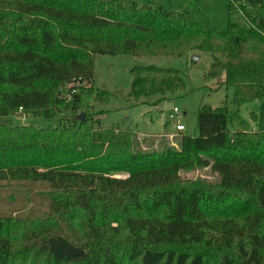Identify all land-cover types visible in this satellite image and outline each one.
I'll use <instances>...</instances> for the list:
<instances>
[{"label":"trees","instance_id":"trees-1","mask_svg":"<svg viewBox=\"0 0 264 264\" xmlns=\"http://www.w3.org/2000/svg\"><path fill=\"white\" fill-rule=\"evenodd\" d=\"M228 12L225 29H206L137 0H0V116L59 117L0 122V181L48 186L42 215H0V264H264V110L251 113L255 131L240 116L264 100V0ZM192 51L212 54L206 76L235 87L236 110L203 105L197 135L153 151L93 119L110 95L94 85L96 55ZM132 74L136 99L187 87L173 68ZM196 167L217 182L182 178Z\"/></svg>","mask_w":264,"mask_h":264},{"label":"rangeland","instance_id":"rangeland-1","mask_svg":"<svg viewBox=\"0 0 264 264\" xmlns=\"http://www.w3.org/2000/svg\"><path fill=\"white\" fill-rule=\"evenodd\" d=\"M139 4L150 2L165 9L184 12L197 20L206 29H225L229 20L230 0H137ZM196 60V61H194ZM213 56L209 52L192 51L183 56L157 55H96V75L94 85L107 91L106 102H95L93 119H100L103 127H120L131 129L142 149L147 151L178 147L180 133L197 135L198 112L201 106L213 108L228 105L231 111L236 110L233 103L235 87L220 86L224 80L208 79L207 73ZM136 66H157L165 69L173 68L183 75L187 87L175 95L162 96L154 94L147 98L136 99L131 95L133 80L132 69ZM174 107L180 109V115L170 120L169 113ZM264 110V100L247 102L240 108V116L255 131L256 122L251 120V113L259 114ZM102 111L100 115L97 112ZM0 122L9 126L35 125L40 128L59 126V117L45 119L34 114L17 113L0 116ZM182 123L185 130L180 132L176 124ZM236 124H230L234 130ZM182 178L203 180L216 183L218 175L210 167H196L182 170ZM124 177L125 174H115ZM47 184L40 182L0 181V215L30 214L42 215L48 208V201L43 192Z\"/></svg>","mask_w":264,"mask_h":264},{"label":"built area","instance_id":"built-area-1","mask_svg":"<svg viewBox=\"0 0 264 264\" xmlns=\"http://www.w3.org/2000/svg\"><path fill=\"white\" fill-rule=\"evenodd\" d=\"M179 115H180V109L178 107H174L173 110H171L169 113V118L170 120H175L177 117H179ZM176 129L177 131L182 132L185 130V126L182 123H177Z\"/></svg>","mask_w":264,"mask_h":264},{"label":"water","instance_id":"water-1","mask_svg":"<svg viewBox=\"0 0 264 264\" xmlns=\"http://www.w3.org/2000/svg\"><path fill=\"white\" fill-rule=\"evenodd\" d=\"M194 61H196V60H194ZM82 118L84 119V115H82Z\"/></svg>","mask_w":264,"mask_h":264}]
</instances>
